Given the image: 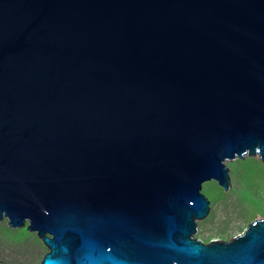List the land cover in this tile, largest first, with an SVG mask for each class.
<instances>
[{
    "label": "water",
    "instance_id": "95a60500",
    "mask_svg": "<svg viewBox=\"0 0 264 264\" xmlns=\"http://www.w3.org/2000/svg\"><path fill=\"white\" fill-rule=\"evenodd\" d=\"M245 156L264 165V0H0V220L39 264H264V218L193 238Z\"/></svg>",
    "mask_w": 264,
    "mask_h": 264
},
{
    "label": "rangeland",
    "instance_id": "374dc122",
    "mask_svg": "<svg viewBox=\"0 0 264 264\" xmlns=\"http://www.w3.org/2000/svg\"><path fill=\"white\" fill-rule=\"evenodd\" d=\"M229 187L224 191L216 182L202 185L200 193L208 202L205 219L197 221L194 239L203 244L228 241L254 220L264 218V165L257 157L226 161ZM12 228L0 220V264H39L46 247L35 232Z\"/></svg>",
    "mask_w": 264,
    "mask_h": 264
}]
</instances>
